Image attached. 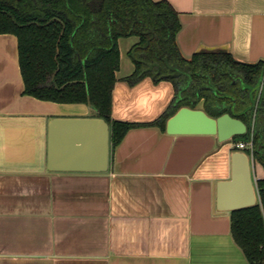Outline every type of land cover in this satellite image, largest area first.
I'll return each instance as SVG.
<instances>
[{
    "label": "crops",
    "instance_id": "obj_1",
    "mask_svg": "<svg viewBox=\"0 0 264 264\" xmlns=\"http://www.w3.org/2000/svg\"><path fill=\"white\" fill-rule=\"evenodd\" d=\"M166 1L177 12L185 58L226 50L264 61V0ZM136 37L118 40L111 119L149 123L173 97L168 82L122 79ZM17 39L0 35V264H249L230 234V212L214 210L215 183L229 178L228 145L214 136L130 129L106 172L47 167L53 118H89L84 104L23 94Z\"/></svg>",
    "mask_w": 264,
    "mask_h": 264
},
{
    "label": "trees",
    "instance_id": "obj_2",
    "mask_svg": "<svg viewBox=\"0 0 264 264\" xmlns=\"http://www.w3.org/2000/svg\"><path fill=\"white\" fill-rule=\"evenodd\" d=\"M177 12L153 0H0V35L17 39L23 94L58 104H84L109 126L115 148L133 128L157 127L181 107L209 117L228 114L246 126L237 141L264 136V61L234 60L223 49L185 58L177 45ZM136 37L127 56L134 69L122 81L168 82L173 97L149 123L111 119L112 91L119 70L118 40ZM264 138V137H262ZM262 184V183H261ZM230 234L249 264H264V189L260 202L230 212Z\"/></svg>",
    "mask_w": 264,
    "mask_h": 264
},
{
    "label": "water",
    "instance_id": "obj_3",
    "mask_svg": "<svg viewBox=\"0 0 264 264\" xmlns=\"http://www.w3.org/2000/svg\"><path fill=\"white\" fill-rule=\"evenodd\" d=\"M168 135L214 136L219 145L246 133V126L228 114L209 117L202 109L179 108L165 123ZM109 164V126L105 120L53 118L48 125L47 167L54 172L103 173ZM257 205L247 155L231 150L229 178L215 183L214 210L232 212Z\"/></svg>",
    "mask_w": 264,
    "mask_h": 264
},
{
    "label": "flooded vegetation",
    "instance_id": "obj_4",
    "mask_svg": "<svg viewBox=\"0 0 264 264\" xmlns=\"http://www.w3.org/2000/svg\"><path fill=\"white\" fill-rule=\"evenodd\" d=\"M262 137L264 136L256 139L253 133H251L247 140L237 141L234 137L229 143L232 144L233 147L239 142L247 144L246 147L238 151L244 152L248 157L257 204L260 202V190L264 189V138Z\"/></svg>",
    "mask_w": 264,
    "mask_h": 264
},
{
    "label": "built area",
    "instance_id": "obj_5",
    "mask_svg": "<svg viewBox=\"0 0 264 264\" xmlns=\"http://www.w3.org/2000/svg\"><path fill=\"white\" fill-rule=\"evenodd\" d=\"M247 144L244 142H239L238 144H236L234 147L232 144H229V149L230 150H241L242 148L246 147Z\"/></svg>",
    "mask_w": 264,
    "mask_h": 264
}]
</instances>
